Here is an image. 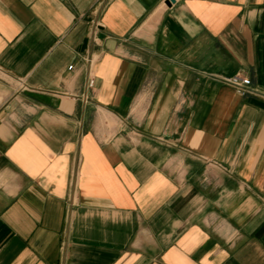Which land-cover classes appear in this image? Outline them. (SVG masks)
<instances>
[{"label": "crops", "instance_id": "1", "mask_svg": "<svg viewBox=\"0 0 264 264\" xmlns=\"http://www.w3.org/2000/svg\"><path fill=\"white\" fill-rule=\"evenodd\" d=\"M0 264H264V0H0Z\"/></svg>", "mask_w": 264, "mask_h": 264}, {"label": "built area", "instance_id": "2", "mask_svg": "<svg viewBox=\"0 0 264 264\" xmlns=\"http://www.w3.org/2000/svg\"><path fill=\"white\" fill-rule=\"evenodd\" d=\"M224 82L232 87H234L238 92L244 94L251 90V80L248 77H244L241 74H235L230 77L224 78ZM95 79L90 77L88 80L87 87L93 88L95 84Z\"/></svg>", "mask_w": 264, "mask_h": 264}]
</instances>
